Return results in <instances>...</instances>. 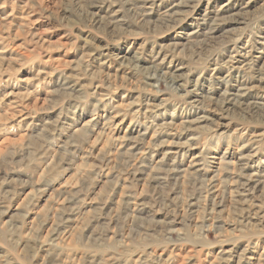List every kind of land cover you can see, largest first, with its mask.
I'll return each mask as SVG.
<instances>
[{
  "label": "clouds",
  "instance_id": "9594fccd",
  "mask_svg": "<svg viewBox=\"0 0 264 264\" xmlns=\"http://www.w3.org/2000/svg\"><path fill=\"white\" fill-rule=\"evenodd\" d=\"M0 264H264V0H0Z\"/></svg>",
  "mask_w": 264,
  "mask_h": 264
}]
</instances>
